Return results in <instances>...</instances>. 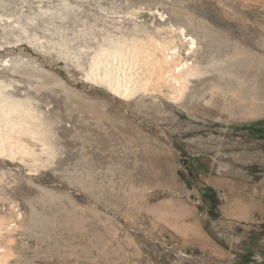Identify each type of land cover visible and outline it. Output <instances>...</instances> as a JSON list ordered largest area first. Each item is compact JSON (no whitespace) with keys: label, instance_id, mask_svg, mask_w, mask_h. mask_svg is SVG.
I'll use <instances>...</instances> for the list:
<instances>
[{"label":"rangeland","instance_id":"374dc122","mask_svg":"<svg viewBox=\"0 0 264 264\" xmlns=\"http://www.w3.org/2000/svg\"><path fill=\"white\" fill-rule=\"evenodd\" d=\"M180 28L174 97L94 77ZM0 92L36 123L0 146V264H264V0H0Z\"/></svg>","mask_w":264,"mask_h":264},{"label":"bare ground","instance_id":"6f19581e","mask_svg":"<svg viewBox=\"0 0 264 264\" xmlns=\"http://www.w3.org/2000/svg\"><path fill=\"white\" fill-rule=\"evenodd\" d=\"M168 28L161 29H165V33H168ZM147 38L136 36L131 39L118 38V46H115V49L113 47L108 49L112 57L107 54L99 56L97 66L94 67L96 69L93 71L94 77L107 84L119 96L132 93L142 84L155 81L168 84L171 88L176 87L177 90L172 95L174 97L184 78L188 80L190 76L198 75V65L191 57L195 40L184 28L179 29V39L176 40L171 36L168 40L170 42L159 40L154 36ZM132 59L137 60L139 65L133 64L135 61H131ZM0 94L3 95L1 92ZM1 95L0 146L6 147L9 153L20 151L22 148L33 149L24 137L27 134L30 136L28 131L32 128L29 125L32 123L33 111L31 115L30 106H26L23 100L9 99L12 96L8 98ZM35 124L32 123V126Z\"/></svg>","mask_w":264,"mask_h":264}]
</instances>
